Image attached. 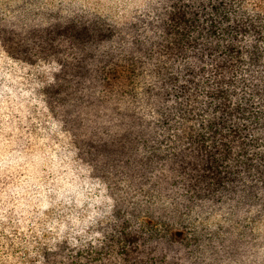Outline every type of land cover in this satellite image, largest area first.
<instances>
[{
	"label": "trees",
	"instance_id": "trees-1",
	"mask_svg": "<svg viewBox=\"0 0 264 264\" xmlns=\"http://www.w3.org/2000/svg\"><path fill=\"white\" fill-rule=\"evenodd\" d=\"M125 26L118 51L76 63L0 50V264H181L174 225L264 198V0H167ZM96 61L98 97L66 88ZM75 92L76 110L103 108L109 124L83 136ZM38 115L47 132L60 116L78 167L36 145Z\"/></svg>",
	"mask_w": 264,
	"mask_h": 264
},
{
	"label": "rangeland",
	"instance_id": "rangeland-1",
	"mask_svg": "<svg viewBox=\"0 0 264 264\" xmlns=\"http://www.w3.org/2000/svg\"><path fill=\"white\" fill-rule=\"evenodd\" d=\"M165 1L0 0V50L23 49L40 61L58 62L62 59L69 63H76L87 54H103L111 48L118 51L124 35L134 33L128 32L125 24L154 16ZM98 26L108 30L115 28L113 31L118 36L103 41L94 38L89 33ZM76 29L87 30V45H73L70 38ZM100 65L101 62L97 61L84 65L86 79L81 84L71 79L66 88L74 92L76 87L91 96L93 93L88 94V89L95 86L92 92L98 97L101 87L95 83V71ZM78 100L79 93L75 92L68 104L73 115L82 119L80 132L83 136H89L96 123L100 127L109 124L103 108L92 109L84 104L76 110ZM120 105L124 107V104ZM114 107L115 104L111 103L110 108ZM45 118L38 115L35 123L36 145L49 146L51 155L74 164L72 169L78 167L82 162L78 158L77 145L72 134L59 122L60 116L56 117L59 128L51 132L39 125ZM83 158L87 163L88 158ZM75 174L81 178L89 175L88 171H75ZM42 209L52 212L50 206ZM185 220L182 226L172 227L174 240L184 241V251L188 254L181 264H264V198L256 197L240 203L226 201L214 206L206 204Z\"/></svg>",
	"mask_w": 264,
	"mask_h": 264
}]
</instances>
